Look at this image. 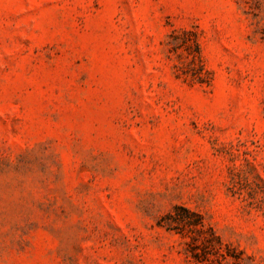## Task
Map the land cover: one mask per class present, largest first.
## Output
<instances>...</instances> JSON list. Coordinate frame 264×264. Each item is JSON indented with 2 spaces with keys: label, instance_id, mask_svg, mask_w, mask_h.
Instances as JSON below:
<instances>
[{
  "label": "rangeland",
  "instance_id": "obj_1",
  "mask_svg": "<svg viewBox=\"0 0 264 264\" xmlns=\"http://www.w3.org/2000/svg\"><path fill=\"white\" fill-rule=\"evenodd\" d=\"M210 227L264 264V0H0V264H202Z\"/></svg>",
  "mask_w": 264,
  "mask_h": 264
},
{
  "label": "trees",
  "instance_id": "obj_2",
  "mask_svg": "<svg viewBox=\"0 0 264 264\" xmlns=\"http://www.w3.org/2000/svg\"><path fill=\"white\" fill-rule=\"evenodd\" d=\"M210 231L212 238H204L202 248H199V245L191 246L190 256L193 261L202 264H240L238 257L233 252L234 247L224 243L211 227ZM205 248L208 249L205 250ZM209 253L214 255V258H210Z\"/></svg>",
  "mask_w": 264,
  "mask_h": 264
}]
</instances>
